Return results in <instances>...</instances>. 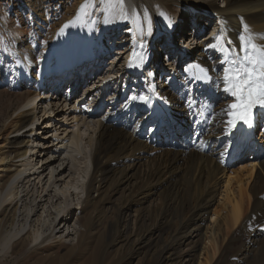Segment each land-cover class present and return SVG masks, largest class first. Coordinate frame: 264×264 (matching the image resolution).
Returning <instances> with one entry per match:
<instances>
[{"label":"bare ground","instance_id":"bare-ground-1","mask_svg":"<svg viewBox=\"0 0 264 264\" xmlns=\"http://www.w3.org/2000/svg\"><path fill=\"white\" fill-rule=\"evenodd\" d=\"M217 1H221V6ZM23 3L27 25L16 29L15 39L9 31L0 38V98L5 101L0 108V149L12 136L8 141L12 147L2 152L0 161L7 177L0 184V216L6 208L13 210L6 227L1 225L4 220H0L1 256L11 255L14 248L26 245L27 241L30 251L36 252L51 242L66 244L72 235L77 240L68 247L74 250L82 238L75 228L80 226L82 208L86 203L95 206L107 202L112 187L113 192L127 189V198L121 195L120 206H115L116 230L120 231L119 217L132 209L137 228L144 226L146 211L157 215L154 227L147 228L135 242L140 247L161 242L162 250L156 253L161 264H181L178 257L182 253L178 250L186 246L190 249L183 264H193L203 241L204 247L217 243V238L211 236L213 226L220 236L227 230H236L229 245L244 236L238 249L226 247L236 251L229 264H256L264 260V124L263 131L250 142L240 136L243 122L231 127L226 123L229 117L224 110L234 98L223 90L225 65L219 62L220 45L239 51L241 35H251L254 43L264 45V0H125L127 17L110 15L109 21L95 24L96 32L106 27L104 23L108 24L102 30V42L96 39L95 50L100 54L97 62L112 53L116 57L110 62L113 68L106 66L101 71L99 84L105 82L101 77L122 72L133 51H139V36L145 38V59L141 67L132 68L109 85L101 108L96 105L98 87L87 93V101L80 105L45 102L43 94L53 86L59 92L61 78L66 76L83 81L85 75L81 72L89 67L83 57L70 70L58 71V65L63 66L58 54L73 51L76 29L70 34L69 27L74 21L81 26L78 39L81 34L90 35L88 22L108 6L95 0V6H89L86 11L90 14H85L82 22L76 17L86 0ZM196 13L200 17L198 25L193 22ZM213 19L214 32L193 40L187 34L189 44L184 52L188 57L181 60L171 79L153 82L156 64L148 54L159 49L152 38L160 30L188 25L198 27L195 33L199 36L203 26H209ZM145 21H150V29ZM221 32L224 40L218 44L212 34ZM56 34L66 40L56 39ZM227 40L232 45L226 44ZM210 43L213 48L208 47ZM175 60L176 54L162 67L174 64ZM144 84L150 85L146 88L150 91L146 96L148 103L139 99L145 96L141 92ZM109 105L110 114L103 115L100 110ZM42 108L47 109L48 117L40 125V138L33 139L27 127ZM92 110L100 114H91ZM257 118L264 122V108L253 109L250 127L257 124ZM254 144L257 145L253 147ZM251 149L253 153L248 156ZM155 152L159 154L153 155ZM244 160H248V165ZM87 161L90 169L83 187L84 197L75 205L74 185ZM232 163L240 166L230 168ZM93 190L96 197L92 196ZM153 197L160 200V206L149 205ZM216 203L218 210L212 209ZM94 209L102 214L106 208L98 205ZM208 215L212 218L207 225ZM126 225L124 219V231ZM173 226V235L163 240L157 234L159 231H154L172 230ZM225 235L218 240L223 241Z\"/></svg>","mask_w":264,"mask_h":264},{"label":"rangeland","instance_id":"rangeland-1","mask_svg":"<svg viewBox=\"0 0 264 264\" xmlns=\"http://www.w3.org/2000/svg\"><path fill=\"white\" fill-rule=\"evenodd\" d=\"M23 2H24V0H0V38L7 35L8 31H9V33H10L9 36L12 39H15L16 34H14V33H15L16 29H18L19 26L24 27L27 25V21H28V19L26 18L27 12H26V10L23 9V6H24ZM216 3L219 6H221V4H222L221 1H217ZM17 14H19V15H17ZM16 16H18V17H16ZM214 20H216V19H213L210 21V23H211V25L209 23L210 26L206 25L209 28L212 26L209 30H207L206 34L212 33V31L214 29L213 26L215 24ZM186 22H188V21H186ZM69 31H70V34H72L73 29L72 30L69 29ZM78 33H79V31H77V34ZM202 33H203V31H202ZM200 34H199V38L206 35L205 33H204L205 35L204 34L200 35ZM13 37H15V38H13ZM55 37H56V39L58 38V39H61L62 41L66 40V39H62L57 34L55 35ZM69 37L70 36H68L67 39H70ZM54 40H55V38H54ZM115 58H116L115 53H112L111 56L104 58V60H102V62L104 64L111 65L110 62L112 60H114ZM215 73H216V75H218L220 72H219V70H216ZM55 85H57V84H55ZM157 92H158V90H157ZM127 94H129V93L125 92V95H127ZM4 104H5V101L1 97L0 98V108H2L4 106ZM105 106H107V105H105ZM105 106L103 107V109L101 111H103V113H102L103 115H106V114L108 115L111 112V110H110L111 106L109 105L106 108H105ZM262 122L263 121H261L260 118H257V124L254 127L255 130H254L253 136L256 137L257 135L260 134L261 131H263V128H261V127H263L264 122L263 123ZM11 138H12V136L9 137V139H11ZM9 139L6 141V143H4V145H2V147L0 149V161L2 159V152L7 151L8 149H11V147H12L8 142ZM258 139H259V136H258ZM28 140L30 143V139H28ZM255 145H257V144H254L252 146L254 147ZM252 149H251V151H249L248 156L252 155V153H253ZM158 152L163 153V151H158ZM158 152H155L153 155L159 154ZM88 162L89 161L85 162L87 164L84 163V166H82L83 169L81 168L82 171H80V174H79L80 177L78 176L79 178H77L75 185H74L75 186L74 189L75 188L77 189V190H75L77 194L75 193V195L72 196V202L75 205L79 202V200H82L84 197V188L83 187L86 183L88 173H89V169H90V165H89L90 162L89 163ZM182 162L183 161H181L180 164ZM248 163H249L248 160L247 161L244 160L245 165H248ZM233 164L234 163H232V165H230L231 167L230 166L229 167L233 168V169L234 168L237 169L240 166L239 163H236L234 165ZM256 168H258V166ZM5 173L6 172L4 169H2L1 162H0V184H2L4 181L7 180ZM78 179L80 180V182H78ZM261 179L263 180L262 177H261ZM77 182H78V184H77ZM96 195H97L96 192L93 190L92 196L96 197ZM121 195H123V197L125 196L124 198H127V189H120L118 192L117 191L113 192L112 187H111V192L109 193V200L107 201L109 204L107 202H104L102 204H96L95 206H92V204L89 205L88 203L85 204L84 208H82V213H81V217H80L81 223L79 224L80 226H78V225L75 226V228L77 230H79L80 233H82L81 234L82 238L80 240L79 246L76 247L74 250H70V248L68 247L69 244L76 243L77 239H76V236H74V235L69 237L66 244L63 242L53 244L51 242V243L45 244V246H43V248H40L36 252H33L32 250L30 251V249H31L30 245L31 244L29 243L30 241H27L26 245H23V246L18 245L16 248H14L11 255H7L5 257H2L0 254V264H161V260L159 259V256L156 255V253L158 251L162 250L163 245L161 242L155 243V244L151 243V245H152V246L150 245L151 247L150 246L140 247L135 242V240L140 237V234H141V236L145 234V232H146L145 230L147 228H149V227L153 228L154 227L153 223H154V221H155L154 219L157 215H155L153 213V211L149 210L150 214L146 213L147 211L145 212L146 215L144 214V217H145L144 219H146V220L144 221L145 223H143L144 226L141 225L139 228H137V224L135 221L136 216L134 213V209H132L131 212H128L127 214L126 213L123 214L121 216V218L119 217V219L121 221L120 222V231L121 232L116 230L117 229L116 227H113V223L115 225V220H116L115 212L117 213L115 206H118V207L120 206V202L122 201ZM250 196H252V195L250 194ZM153 198H154L153 199L154 201H152V203L150 202L149 205L150 206L154 205L155 207L160 206V204H159L160 200L157 197H153ZM251 203H252V197H251ZM98 205L99 206L102 205L103 208H106L105 213L98 214L95 211L94 208L97 207ZM107 208H108V210H107ZM214 208H216L217 210L220 208V207H218V203H216V205H214V207L212 209H214ZM148 215H150V216H148ZM12 216H13V210L10 208H8V209L6 208V211L4 210L0 216V220H4L1 222V225H3V227H6L8 225V223L10 222V220L12 219ZM211 218H212L211 215H208L207 221H206L207 225L210 224ZM124 219L127 220V225L125 226L126 227L125 231L123 230V226H122V222ZM166 220H170L169 216H166ZM117 222H118V220H117ZM173 222H175L174 219H173ZM83 223L86 224V227H82ZM174 227L175 226H173L172 230L167 229L166 231L158 230L157 228L156 229L154 228V231L155 232L159 231L157 234L161 235L162 240H163V239H165V237L167 238L168 236L170 237L173 235L172 232H173ZM247 228L248 227L245 228L246 231H247ZM116 231H118L119 234L116 233ZM161 231H162V233H160ZM227 231H226V233H224V235L226 234L224 240L222 241V239H221L219 241L218 240L219 237L222 238L224 235L220 236L219 232L217 230H215V226H213V231H212L211 236H212V239L214 237L217 238V243H211V245H207L206 247H204L205 241H203L201 247L196 252L198 259L195 260V262L193 264H229L230 261L232 262L235 258V252L236 251L226 250V247L230 246L232 248L231 250H236L240 247L239 245H241V241L243 240V242H244L245 240L243 238L244 236H241L239 238V239H241V241H235V242L231 243V245H229L230 244L229 241L234 236V233L236 230L230 229ZM120 233H121V235H120ZM228 234H230V235H228ZM207 236H210V234ZM227 236H229V237H227ZM234 237H236V236H234ZM153 238L154 239L156 238L155 235L152 236V239ZM168 240H169V238H168ZM166 243H167V241L165 242V244ZM157 246H158V248H157ZM156 248H157V250H156ZM188 249H190V248L188 246H186V247H181L178 250L179 254L182 253L180 255V257H178L180 260L179 263L183 264L185 262L186 255H187L186 253L189 252ZM207 251H209L211 254H207ZM213 252H215V253L213 254ZM200 253L201 254L203 253L202 256H200ZM155 256H157V257H155ZM198 260H199V262H198ZM173 262L172 261L167 262L166 264H175ZM258 263L264 264V260H261ZM258 263H256V264H258Z\"/></svg>","mask_w":264,"mask_h":264},{"label":"snow or ice","instance_id":"snow-or-ice-1","mask_svg":"<svg viewBox=\"0 0 264 264\" xmlns=\"http://www.w3.org/2000/svg\"><path fill=\"white\" fill-rule=\"evenodd\" d=\"M100 3L108 6L104 13L105 17L109 15H112L113 18L117 15L127 17L128 15L125 0H100ZM90 5L94 7L95 0H86V3L81 5L76 17L78 20L82 18V14H90L86 11ZM145 24L150 29V21H145ZM212 35L218 44L224 40L223 32ZM239 39V51L234 47L224 48L223 45H220L221 58L219 62L225 65L222 69L223 90L234 98V102H231L224 110L229 117L226 123L230 127L236 122L250 124L253 109L264 108V45L254 43L251 35L248 37L241 35ZM225 42L232 45L231 40ZM208 47L213 48V45L210 43ZM143 51L144 45L141 43L139 51L132 53L133 59L129 61L130 66H142L145 59ZM133 99L136 98L133 97ZM139 99L144 103L149 101V97L146 96H141Z\"/></svg>","mask_w":264,"mask_h":264}]
</instances>
